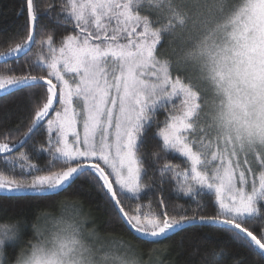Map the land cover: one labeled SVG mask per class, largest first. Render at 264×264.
<instances>
[{"label": "snow or ice", "instance_id": "obj_1", "mask_svg": "<svg viewBox=\"0 0 264 264\" xmlns=\"http://www.w3.org/2000/svg\"><path fill=\"white\" fill-rule=\"evenodd\" d=\"M26 10L0 39V94L25 92L30 111L26 125L0 128V191L57 193L83 177L143 236L195 225L264 261V0H26ZM222 251L205 264H224Z\"/></svg>", "mask_w": 264, "mask_h": 264}, {"label": "trees", "instance_id": "obj_2", "mask_svg": "<svg viewBox=\"0 0 264 264\" xmlns=\"http://www.w3.org/2000/svg\"><path fill=\"white\" fill-rule=\"evenodd\" d=\"M26 17V0H0V39L10 36L22 28ZM41 26L44 29L57 28L59 30L58 26L47 18L42 21ZM3 64L4 62L0 63V65ZM17 71L20 69L18 68ZM29 119L30 111L27 107L25 92L0 96V128L15 129L18 125H26ZM45 139L46 136L43 132L33 136V142L38 145L44 143ZM152 147H154V143L149 144V149ZM44 162V160L39 161L41 165ZM69 193L78 196L94 211L96 221L101 228L105 227L110 217L118 218V230L126 237L142 245L143 248L155 249L162 264H205V257L214 249L223 250L224 264H234L236 260H240L241 264H264V261H261L254 251L243 247L229 233L202 229L195 225L171 234L170 237L154 240L141 238L128 228L118 213V209L115 208V202L83 177L58 194H0V223L13 222L22 218L24 221L23 237L26 239L32 235L30 226L37 214L52 202L59 201ZM165 195H168L167 186ZM171 198L175 199L174 193H172ZM156 199V197L153 198L154 201ZM186 200L187 198H184L180 202H186ZM123 206L128 211L135 206V202L124 201ZM207 213H213L211 206L208 207ZM18 247L19 242L17 241L6 244L5 251L8 260L11 261L15 258ZM194 251L196 254L192 255Z\"/></svg>", "mask_w": 264, "mask_h": 264}, {"label": "clouds", "instance_id": "obj_3", "mask_svg": "<svg viewBox=\"0 0 264 264\" xmlns=\"http://www.w3.org/2000/svg\"><path fill=\"white\" fill-rule=\"evenodd\" d=\"M117 224L118 218L110 217L101 228L89 206L66 194L37 214L26 239L22 218L11 222L7 232L0 226V264H161L155 249L126 237ZM12 241L19 247L8 261L5 247Z\"/></svg>", "mask_w": 264, "mask_h": 264}, {"label": "water", "instance_id": "obj_4", "mask_svg": "<svg viewBox=\"0 0 264 264\" xmlns=\"http://www.w3.org/2000/svg\"><path fill=\"white\" fill-rule=\"evenodd\" d=\"M1 62H4V61H3V60H0V63H1ZM0 96H2V94H0ZM67 187H68V185H66L64 189H66ZM64 189H59V190H57V193L63 191ZM0 194H14V195H16V194H22V195H47V194H55V193H43V194H41V193H33V192H11V191H0ZM120 215H121V217L123 218L122 214H120ZM124 222H125V221H124ZM125 223H126V222H125ZM126 225H127V224H126ZM127 226H128V225H127ZM128 228H129L134 234H136L137 236H139V237H141V238H145V239H149V240H154V239H157V238H162V237H157V238L146 237V236H143V235L137 233L134 229H131L130 226H128Z\"/></svg>", "mask_w": 264, "mask_h": 264}]
</instances>
